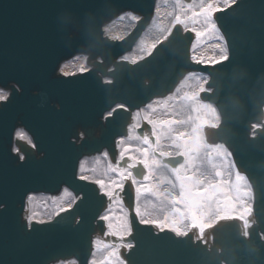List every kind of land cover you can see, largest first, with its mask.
<instances>
[{
    "label": "water",
    "instance_id": "water-1",
    "mask_svg": "<svg viewBox=\"0 0 264 264\" xmlns=\"http://www.w3.org/2000/svg\"><path fill=\"white\" fill-rule=\"evenodd\" d=\"M155 2L0 0V88L9 91L0 101V264H90L95 239L119 241L98 219L113 202L96 181L81 180L78 170L81 175L85 159L106 158L104 149L115 163L117 137L128 133L133 110L173 96L192 70L209 73L212 91L202 98L215 102L222 116L211 141L227 145L252 185L250 225L233 216L202 237H177L130 218L124 242L133 248H120V255L126 264H264V0H236L215 13L229 50L221 63L194 62L195 34L181 24L149 55L134 63L119 59L150 23ZM129 10L141 18L127 36H104L102 26ZM79 53L88 54L91 68L60 73V64ZM117 103L129 110L116 107L105 116ZM18 126L36 144L17 140L23 160L11 151ZM65 186L83 201L49 220H28L30 193L58 195ZM123 202L134 215L131 187Z\"/></svg>",
    "mask_w": 264,
    "mask_h": 264
},
{
    "label": "flooded vegetation",
    "instance_id": "flooded-vegetation-1",
    "mask_svg": "<svg viewBox=\"0 0 264 264\" xmlns=\"http://www.w3.org/2000/svg\"><path fill=\"white\" fill-rule=\"evenodd\" d=\"M207 41L205 40L204 43ZM203 43V44H204ZM199 78L196 81V87L198 84L201 88V74H196ZM187 82L180 87L177 94L179 97L177 101H173L174 104L180 103L182 105H157L152 106L155 111L147 108L143 115H139L137 120L142 126L144 122L143 117L145 115L153 120H173L180 123H174L171 125L170 131L165 129V134L162 135L159 143V151L173 152L177 149L173 147L172 139L170 137L185 134L189 144V155L191 158V165L187 174L195 175L198 179L202 180L203 185H215V189L212 195L206 200L201 212L203 222L213 218L217 214L227 215L234 212V208L238 204V197L240 196V188H244L241 184L238 188L239 181L234 182L233 176V163L227 158V151L221 148V146H209L205 142L201 132L196 135L200 127L206 125L208 122H213L216 111L210 106L201 103L195 92L194 85ZM182 88L184 91L182 92ZM185 100V101H184ZM189 102V103H186ZM178 102V103H177ZM157 113V114H156ZM155 115V117H154ZM157 115V117H156ZM151 136V134H149ZM150 139V138H149ZM153 143L150 139L152 145ZM125 140V144L121 148H129L130 151L127 155H133L137 158H142L140 152L136 149H145L148 145L144 144L142 137L136 130L133 131L129 138ZM194 143V145H193ZM193 145V146H192ZM157 152V155H158ZM162 160L161 157H158ZM163 161V160H162ZM229 161V162H228ZM164 163V162H163ZM171 167V166H170ZM169 168L159 167L153 170L151 179L147 182L140 180L141 183H146L153 186V191H142L137 197V206L140 208L141 213L145 219L149 220H163L165 215L171 213L172 205L170 203L171 195H178V186L173 188L171 183H175V177ZM232 187V188H231ZM234 187V188H233ZM191 221H186V223Z\"/></svg>",
    "mask_w": 264,
    "mask_h": 264
},
{
    "label": "snow or ice",
    "instance_id": "snow-or-ice-1",
    "mask_svg": "<svg viewBox=\"0 0 264 264\" xmlns=\"http://www.w3.org/2000/svg\"><path fill=\"white\" fill-rule=\"evenodd\" d=\"M223 59H227L224 57ZM199 62V61H197ZM222 60H216L212 63H221ZM67 66V65H66ZM76 75V73H65V76ZM3 99V97H0ZM166 106V105H165ZM119 108H123L128 111L126 105L118 106ZM149 109L155 111L152 105L148 106ZM115 111V109L113 110ZM109 116L113 115V112L108 113ZM140 113L137 112L133 117V121L136 122ZM144 122L148 124V126L152 129V135L156 138V144L152 145L147 134L142 136L144 144L148 145L147 148L141 150L136 149V151L140 152L142 158H137L133 155H127L130 151L129 148H124L120 151L119 159L124 161V167L118 169L119 180L113 181V187L110 191H105L103 195L108 199L109 203L113 200L117 199V195L119 194V198L121 202H123V198L128 195V188L131 187L133 190L134 198L138 197L142 191H153V186L141 183L137 178L135 173V169L138 167H142L144 169V173L142 175V180L147 182L151 179L153 175V170L159 167L169 168L170 165L167 163H163L161 159L158 157H164L168 159H176L183 158V162H178L175 166H171L170 170L175 177V183L172 181H168V183L172 184V187L175 188L178 186L179 194L170 196V203L173 206L171 213L165 215L163 220H149L145 219L144 215L141 213L140 208L135 206V203L130 206V211L134 215L130 216L131 219H138V222L144 225H149L151 227L156 228L159 231H170L175 234L177 237L187 236L188 233L184 229V224L186 221H191L192 228L198 230L199 236L202 237L204 231L212 227L211 224H205L203 222L202 217V208L208 200V198L212 195L215 185H203L202 180L198 179L195 175L187 174L188 169L191 165V158L189 155V144L187 139H185V134H180L177 136L170 137L172 139L173 147L177 149L175 153L173 152H165L159 151L160 148V139L162 135L165 134L164 130L168 129L170 131L171 125L174 123H180L173 120H153L148 118L147 115L143 117ZM132 127H139L138 123H134ZM17 135L24 140H28V143L31 144L32 141L28 139V137L23 133H17ZM14 151L17 154H20V149L17 148ZM158 152V155H157ZM21 160L24 159L23 155H19ZM113 171H117V169H113ZM81 180H87L88 178L85 176L80 177ZM100 185V188H104L105 185L103 181H97ZM84 197L76 194L74 196V203L78 204L83 201ZM106 211V209H104ZM98 219L105 222L106 228L109 230L108 234L114 237H117L120 241V248H124L127 250H131L133 248V243L131 241L124 242L125 236L124 233L131 235V227L129 225L123 226L122 230L117 232L112 230L113 226L111 223H108L109 216L108 215H99ZM183 226V230L182 227ZM94 245L97 243L93 242ZM104 247H111L113 251L109 253V257H115L117 260V264H125V260L121 257L119 248L115 245L105 244ZM64 264V262H62ZM68 264H76L75 261H70ZM90 264H96L94 260L90 261Z\"/></svg>",
    "mask_w": 264,
    "mask_h": 264
},
{
    "label": "rangeland",
    "instance_id": "rangeland-1",
    "mask_svg": "<svg viewBox=\"0 0 264 264\" xmlns=\"http://www.w3.org/2000/svg\"><path fill=\"white\" fill-rule=\"evenodd\" d=\"M224 2L225 0H194L189 4L183 2L182 0H160V9L158 10L157 16L159 20H163L164 23H162L160 29L156 34H154L155 32H151L148 35L146 34L143 39L140 40L139 44L136 46V49L132 52V60H136L144 53H147L150 50L151 46L156 42V40L164 36L169 28V24L175 20L198 30L195 49H200L206 39H209V41L215 39L220 41L222 39V36L217 30L211 14L214 7H216L219 3L222 4ZM164 9H167L166 14H164ZM128 20H130L129 17L126 18L125 21L127 22ZM154 30L155 26L153 25V31ZM151 35L153 37H151ZM186 103L189 102L186 101ZM92 160L93 161H91L90 163H84L82 167V174L86 177H91L99 181H103L105 188L110 191L113 187V181L119 180L118 169L117 171H113V169L115 168L111 167L109 161L106 158H95ZM241 184L242 183L240 181L237 187L240 188ZM249 195L250 192L247 191L246 187L245 190L242 187L240 188V196L238 197L239 203L237 204V206L241 205V210L236 211L237 214H241V211L242 209H244V205L246 204ZM32 198L33 203L36 205L34 216L42 219L55 214L59 209L68 205L69 202L72 201L71 196L68 194L59 201L56 197L49 198L43 195H34ZM109 216L117 221V231L118 228L128 224V222L126 221V217L124 216L123 207L122 205H120V202L116 203L113 213ZM93 260L97 264H117L116 258L106 255L103 251V247L98 248L93 257Z\"/></svg>",
    "mask_w": 264,
    "mask_h": 264
},
{
    "label": "bare ground",
    "instance_id": "bare-ground-1",
    "mask_svg": "<svg viewBox=\"0 0 264 264\" xmlns=\"http://www.w3.org/2000/svg\"><path fill=\"white\" fill-rule=\"evenodd\" d=\"M212 1H215V0H212ZM158 2H159V4L158 5H156V13H155V15L153 16V19H152V22H151V24L148 26V28L146 29V31L144 32V34H143V36L141 37V39H143V37L147 34H149V33H151V32H155L154 34H156L157 33V31L160 29V27H161V25H162V23H164L163 22V20L162 21H160L159 20V18H158V16H157V14H158V10L160 9L159 8V6H160V0H158ZM219 5V7L218 8H220V7H223L224 5H226L225 3L224 4H221V3H219L218 4ZM215 9V8H214ZM214 12H215V10L212 12L213 14H211V17H212V19L214 20ZM167 13V9L165 10L164 9V14H166ZM129 17V19L130 20H128L127 22L125 21L126 20V18H128ZM164 17V16H163ZM137 16L136 15H132V14H130V13H126V14H122L121 16H118L116 19H114L113 21H111L110 23H109V25H108V27H106V29H105V33H106V35L107 36H109V37H115V36H120V35H122V34H124V33H126L127 31H128V29L131 27V26H133V24L135 23V21L137 20ZM153 25L155 26V30L153 31ZM182 27H183V29H185V27H189V26H185V25H183L182 24ZM218 30V29H217ZM219 31V30H218ZM220 34V33H219ZM196 36H195V39H196V37H197V32H196V34H195ZM221 35V34H220ZM151 37H153L152 35H151ZM140 39V40H141ZM140 40H139V42H140ZM139 42H137V44L135 45V47H134V50L136 49V46L139 44ZM154 43V42H153ZM194 46V41H193V45H192V47ZM197 49V48H196ZM195 49V50H196ZM195 52H197V56H198V59H204L205 61H207V60H209L210 62H213V61H215V60H217L218 58H222V57H224L225 55H226V45H225V43H224V41H223V39H221L220 41L219 40H210V42H208L206 45H204V46H202L201 47V49H199V50H196ZM131 56H132V53H125L123 56H122V58H126V59H129V60H132V58H131ZM67 65V66H66ZM76 65H78V66H85V56H81V55H79V56H75V58H73V59H71L70 61H66V62H64L63 64H61V66H60V70L62 71V72H64V73H67V72H71L72 71V69H73V67L74 66H76ZM86 67V66H85ZM199 78V76H197L196 74H189L188 75V77L186 78V80L183 82V84L181 85V87L187 82V80H189L190 82L189 83H191V84H193L194 85V87H196V81H197V79ZM180 89V88H179ZM196 89V90H195ZM194 90H195V92L196 93H199L200 91H201V88H200V85L198 84V86L196 87V88H194ZM184 91V88H182V92ZM7 95V91H3V90H0V97H5ZM172 100V96L171 97H169V98H167V99H165V100H160V99H156V100H154L152 103H150L149 105H152V106H159V105H165V104H167V105H182V104H180V103H178V104H176V102H175V104H174V102L173 101H171ZM148 105V106H149ZM148 106L146 107V108H144L142 111H140L139 113H140V115H143V113H144V111L148 108ZM157 114V113H156ZM154 117H155V115H154ZM156 117H157V115H156ZM137 123L139 124V120H137ZM264 123V122H263ZM17 133H23V134H25L27 137H28V139L30 140V138H29V136H28V134L24 131V130H22V129H19L18 131H17ZM132 133L133 132H131L130 133V136L132 135ZM202 133V132H201ZM125 140H123L122 141V147H123V145L125 144ZM221 148L224 150H226V148L224 147V146H221ZM227 158H228V160H231L232 161V156H231V153H230V151H227ZM106 159H108V157H106ZM89 160V161H88ZM91 161H93L92 159H85V161H84V163H87V162H91ZM229 162V161H228ZM84 163L82 164V167H83V165H84ZM93 164H94V162H93ZM92 164V165H93ZM81 175L82 176H85V175H83L82 174V170H81ZM90 179H91V177H89ZM246 187H247V190H248V192H250V196L252 195V188H251V185H250V183L247 181L246 182ZM102 190H104V191H108V189L107 188H103ZM70 195L71 196V198H72V200H73V194H71V192H69L68 190H66V189H63L57 196H56V198H57V200L59 201V200H61L65 195ZM34 195H36V194H30L29 196H28V199H27V208H28V217L29 218H35V219H42V218H38V217H35L34 216V213H35V210H36V205L33 203V196ZM38 195H43V196H47V197H52L51 195H45V194H38ZM249 196V197H250ZM70 203V202H69ZM114 208H115V204H114V202L112 203V205L108 208V210L105 212V214L104 215H111L112 213H113V210H114ZM31 214H32V217H31ZM248 215L249 214H246V215H243V218H244V224H245V226H249L250 224H249V221H248ZM124 216L126 217V221L128 222V220H127V213L126 212H124ZM234 215H232V216H230V217H233ZM48 217H45L44 219H47ZM108 223H111L112 224V226H113V228H112V230H114V231H117L116 229H117V221L116 220H114V219H112L111 218V216H109V221H108ZM128 225V224H127ZM125 226V225H124ZM122 228L123 227H120V228H118V231H121L122 230ZM124 234H127V233H124ZM95 241L97 242L95 245H94V254H93V257H94V255H95V253H96V251L98 250V248H102L103 247V251H104V253L106 254V255H109V253L111 252V251H113V249L111 248V247H104V245L105 244H107V243H104V242H100L99 241V239H95ZM110 244V243H109ZM108 244V245H109ZM116 247H118L117 245H115ZM92 257V258H93ZM70 261H73V260H70ZM70 261H67V263L68 262H70ZM55 264H62V262H58V263H55ZM64 264H65V262H64ZM97 264V263H96Z\"/></svg>",
    "mask_w": 264,
    "mask_h": 264
}]
</instances>
